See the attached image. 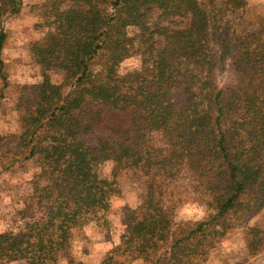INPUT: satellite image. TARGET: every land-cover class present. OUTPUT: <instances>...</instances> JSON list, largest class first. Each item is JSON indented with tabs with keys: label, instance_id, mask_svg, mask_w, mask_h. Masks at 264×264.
Here are the masks:
<instances>
[{
	"label": "trees",
	"instance_id": "obj_1",
	"mask_svg": "<svg viewBox=\"0 0 264 264\" xmlns=\"http://www.w3.org/2000/svg\"><path fill=\"white\" fill-rule=\"evenodd\" d=\"M53 4V28L32 46L41 79L18 99L33 193L21 226L0 232V264H60L74 229L109 226L123 171L141 173L143 194L99 264H192L264 207V14L240 31L248 0ZM20 6L0 0V52ZM135 54L139 67L121 73ZM198 193L209 214L177 236L175 208Z\"/></svg>",
	"mask_w": 264,
	"mask_h": 264
},
{
	"label": "rangeland",
	"instance_id": "obj_2",
	"mask_svg": "<svg viewBox=\"0 0 264 264\" xmlns=\"http://www.w3.org/2000/svg\"><path fill=\"white\" fill-rule=\"evenodd\" d=\"M20 1L19 11L8 15L3 21L6 38L0 52V60L3 62L0 66V232L16 230L21 226L22 220L17 212L33 193L34 163L25 159L26 149L20 146L18 140L23 117L18 99L22 85L36 83L41 79V70L32 58V46L42 39L51 26L53 28L55 11V0ZM263 14L264 0H248L246 10L234 20L236 28L240 31L252 28L253 22ZM139 59L135 54L124 60L119 66L120 72L126 73L138 68ZM51 77L54 82L59 79V75L54 72ZM231 79V73L226 71L218 75L217 82L223 86ZM152 138L156 145H163L160 133H152ZM110 169L107 164L101 167V172L109 174ZM119 180L122 192L111 203L109 226L104 228L91 221L74 229L72 242L60 264H99L114 243L119 241L125 229L126 209H134L141 200L144 178L138 171H123ZM183 182L188 189L190 182ZM200 200L199 193L186 196L175 208L172 231L177 236L209 214ZM121 201L123 203H119ZM189 205L200 208L203 215H186L185 207ZM122 263L153 264V259L125 258ZM8 264L25 263L18 260ZM192 264H264V207L249 221L230 228L206 255L196 256Z\"/></svg>",
	"mask_w": 264,
	"mask_h": 264
},
{
	"label": "clouds",
	"instance_id": "obj_3",
	"mask_svg": "<svg viewBox=\"0 0 264 264\" xmlns=\"http://www.w3.org/2000/svg\"><path fill=\"white\" fill-rule=\"evenodd\" d=\"M132 199H134V196L132 197ZM119 203H123V201ZM185 214L188 216L203 215V211L195 205H189L185 207Z\"/></svg>",
	"mask_w": 264,
	"mask_h": 264
}]
</instances>
